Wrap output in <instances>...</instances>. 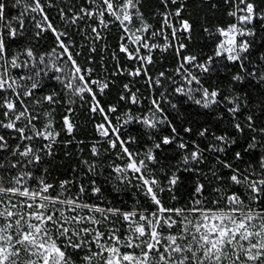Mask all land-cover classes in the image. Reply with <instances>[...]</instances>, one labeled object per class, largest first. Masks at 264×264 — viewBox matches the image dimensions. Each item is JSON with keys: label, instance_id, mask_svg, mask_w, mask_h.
I'll list each match as a JSON object with an SVG mask.
<instances>
[{"label": "snow or ice", "instance_id": "1", "mask_svg": "<svg viewBox=\"0 0 264 264\" xmlns=\"http://www.w3.org/2000/svg\"><path fill=\"white\" fill-rule=\"evenodd\" d=\"M222 2L205 52L188 0H0V264H264V0Z\"/></svg>", "mask_w": 264, "mask_h": 264}, {"label": "trees", "instance_id": "2", "mask_svg": "<svg viewBox=\"0 0 264 264\" xmlns=\"http://www.w3.org/2000/svg\"><path fill=\"white\" fill-rule=\"evenodd\" d=\"M213 3L217 4L216 9H209L206 5L202 3V0H188V7L186 9V15H188V18L192 20L194 23L195 29H196V36L194 37V45L195 49H198L199 47H203L205 52H208L210 50L211 41L210 39L202 32L201 25L207 24L209 26L215 24L218 21H221L223 17L221 16V13L223 12L224 5L222 0H212ZM155 4V0H145V7L146 11H151L153 5ZM13 14L15 13V10H10ZM30 23V22H29ZM41 46L46 47L47 42L41 41ZM16 50V45H13V51ZM113 98H115V92H113ZM184 109H186L189 114H191L197 123H203V117L200 115H197L198 112H200L199 109L196 108L194 105H184ZM83 120V117H81ZM89 131L91 130V125H86ZM126 135L131 134L133 136L142 137V130L139 128V125H132L129 126L128 132L125 133ZM141 144L150 143V141H147L146 137L141 138L140 140ZM167 155H171L170 153ZM162 160L165 164H168L170 161L167 159L165 154H162ZM76 161H68L64 160L62 162L58 161L55 165V171L54 175L58 178H65L71 176V173L68 170V165L71 164L72 166H75ZM110 188L109 186H106ZM188 189L186 187H180L177 190V197L179 199H183L186 196ZM167 194H165L166 196ZM114 197L115 202L119 201H128L131 202L132 193L131 192H122L119 195L112 192L110 193V198Z\"/></svg>", "mask_w": 264, "mask_h": 264}]
</instances>
